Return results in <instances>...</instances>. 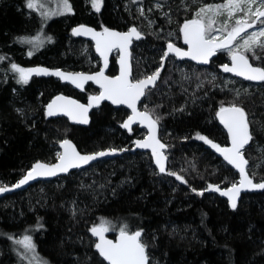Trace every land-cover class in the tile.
Here are the masks:
<instances>
[{"label":"trees","instance_id":"16d2710c","mask_svg":"<svg viewBox=\"0 0 264 264\" xmlns=\"http://www.w3.org/2000/svg\"><path fill=\"white\" fill-rule=\"evenodd\" d=\"M69 1L72 12L66 18L54 17L43 28L44 35L51 37L49 44L22 58V39L41 31V19L36 13L26 15L23 0H0L2 187L18 182L37 161L56 162L59 144L68 137L89 153L130 149L144 136L138 127L130 133L122 130L128 111L108 103L92 110L88 126L47 117L46 105L59 92L85 101L87 95L98 93L97 87L89 84L80 92L54 77L18 83L19 77L8 73L10 65L94 71L98 67L89 66L82 55L87 41L73 36L71 28L82 23L120 30L136 26L145 38L132 47L133 77H146L160 67L169 40L182 45L180 28L195 17V1L218 0H103L99 12L88 0ZM155 1L160 7L148 13L149 23L140 10ZM254 52L261 59H253L252 52L246 55L264 68V50L259 46ZM93 58L99 60L94 51ZM116 58V54L111 58L110 74L118 70ZM229 59V53L219 52L207 66L173 55L164 60L160 82L147 91L142 104L159 118V136L168 144L166 173L157 171L149 153L129 151L2 197L0 264L21 263L17 251L23 249L18 241L25 236L31 237L33 251L49 264H106L90 232L102 221L109 222L110 235L124 224L130 231L143 230L150 264H264V189L244 193L235 209L209 192V185L228 187L239 181V175L197 138L199 134L228 144L216 114L222 106H241L253 136L244 151L249 172L255 182L264 183V82L223 74L219 65ZM177 62L187 67L186 80L178 78ZM168 172L183 176L187 183Z\"/></svg>","mask_w":264,"mask_h":264},{"label":"snow or ice","instance_id":"6c2138e0","mask_svg":"<svg viewBox=\"0 0 264 264\" xmlns=\"http://www.w3.org/2000/svg\"><path fill=\"white\" fill-rule=\"evenodd\" d=\"M256 2L257 0H228L226 4L216 5L215 8H213L212 5L200 7L199 11L196 12L197 18L185 21L180 28L183 42L188 46L187 51L168 42L167 48L161 56L160 67L144 79L133 81L129 78V65L127 58L124 55H121L119 60L120 74L115 77L105 76L103 69L95 75H85L84 73L65 74L59 70L49 71L48 69L43 68L25 70L14 63L11 65V68L19 73V79L17 82L24 84L28 83V79L33 73L37 75H55L61 79L69 80L78 88H82L83 82L85 81H95L100 85L102 91L98 96L90 97L87 106L60 96L47 106V115L52 116L55 115L57 111H63L66 115L74 119L79 117L80 119L78 122L87 123V112L89 108L93 107L94 104L98 105L102 100H110L113 104L127 105V107L132 110V115L128 117L127 121H125L121 127L130 129V125L136 122L137 119H139L141 123H147L151 134L143 141H135V144L140 148H151L155 163L159 167V171L164 173L166 171L165 161L167 160V157L162 150L166 148V145L155 135V126L159 118L157 117L155 120L152 119L147 108L143 112L138 111L137 102L140 101L141 97L146 95V89H148L149 86H155V82L159 78L160 71L164 66L163 62L170 53H173L178 57H190L192 60L207 64L209 59L216 54L217 50L226 49L231 55L232 64L231 66L227 64L222 65L224 72H233L237 76H242L250 81L264 82V68L253 67L252 63L249 62V58L244 53L238 52L232 47L233 41L236 40L240 33L245 31L246 28L253 27V24H248L244 20L237 19L235 21V26L232 27L230 31H227V35L221 40L219 39L218 34L227 30V23L221 28H213V25L215 24L214 19L209 17L205 22V17L209 12L218 14L221 9H227L229 18H231L234 10L245 11L244 6H247V12H252V5ZM101 3L102 0H91L92 7L97 12L100 11ZM25 4L30 10H34L37 7L36 0H25ZM259 4L264 5V0H259ZM62 5L65 12H72L69 0H62ZM40 7H43V5H40ZM157 7H160V5H157ZM140 12L141 15L144 14L143 9H141ZM252 14L256 15L258 20L261 17H264V11H260L259 8H257ZM44 15L47 16L48 13H44ZM261 23L264 24V21H261ZM81 30L84 33H92L93 38L96 39V50L100 53L101 57L104 58L105 67L108 64V52L114 48L124 52L133 36H135L136 39L141 38V33L137 31L135 27L130 28L126 33L110 31L107 28L104 29L103 33H96L90 28L81 26L79 29H73V32L74 34L79 35L81 34ZM259 35L264 36V29L260 30ZM255 37L256 33H252L249 39L255 41ZM48 39L51 40V37ZM28 42L31 43L32 41ZM248 46L249 40H245L242 47H244L246 51H251ZM260 48L264 50V43L260 44ZM32 54L31 51L28 52L29 56ZM252 56L255 60L261 59V57L254 51L252 52ZM3 59V57H0V60ZM217 116L220 118L224 127L228 130L231 147H221L212 140L199 134H197V138L211 145L212 148L216 149V151L223 155L225 161L238 169L240 174L238 184L234 183L224 191H221L218 186H208L209 189L221 191L222 195L228 196L231 207L235 209L237 207V197L241 189L248 187L264 189V183H253V179L246 171V165H248L249 161L245 158L243 150L253 140V136L249 129V121L245 110L235 104L229 107L222 106L217 112ZM61 147L64 148V152L62 154H57L58 163L49 165L37 162L13 187L19 188L30 180L35 179L37 176H54L58 172H67L70 168H78L81 165L88 164L90 161L95 160L97 157H102L108 155L110 152L116 151V149H111L109 151H101L92 155H81L68 140H64ZM121 151H124V149ZM168 175H173L177 180L187 183L183 176L174 172H168ZM8 190V188L0 186V193ZM193 191L196 190L193 189ZM108 223L109 222L107 221H102L98 226L90 228L92 235L99 238V242L95 244V248L100 257H102L107 264H150L147 253L148 245L142 240L143 230L130 231L128 225L124 224L119 229L118 238L114 242L113 240L106 239L104 235V233L110 230L107 226ZM18 243H23L25 248L30 249L33 247L31 237L29 236H25L24 240L18 241Z\"/></svg>","mask_w":264,"mask_h":264},{"label":"water","instance_id":"95a60500","mask_svg":"<svg viewBox=\"0 0 264 264\" xmlns=\"http://www.w3.org/2000/svg\"><path fill=\"white\" fill-rule=\"evenodd\" d=\"M81 26H84V27H86V28H90V29H92V30H93L94 32H96V33H103V31H104L105 28H107V29L110 30V31H115V32H119V33H126V32L129 31L130 28L135 27V28L137 29V31H139V32L141 33V38H140V39H136L135 36H133V37L131 38V41H130V43H129L127 49H126L124 52H121L120 50L115 49V48L112 49L110 52H108V53H107L108 64H107V66L105 67V64H104V58L101 57L100 53L96 50V39L93 38L92 33H84V32L81 30V34H79V35L74 34L73 29H79ZM132 27H130V28H128V29H122V30H120V29L112 28V27L96 28V27H94V26H92V25H88V24H84V23H82V24H77V25H75V26H73V27L71 28V33H72L73 36H75V37H79V38H82V39L85 40V41H89V42H92V43H93L95 53H96V55L99 57V59L101 60V67H100L98 70L94 71V72L71 71V70H66V69H63V68L49 67V66H46V65H43V64H36V65L28 66L26 70H28V69L43 68V69H48L49 71L59 70V71L65 73V74H68V73H84L85 75H95L97 72H99V71H101V70L103 69V71H104V75H105V76H108V77H115V76H118V75L120 74V63H119V60H120L121 55H124V56H126V58H127V62H128V65H129V70H130V77H129V78H130L131 80L135 81V80L133 79V64H132V63H133V53H132V47H133V44H134L135 41L143 40V39L145 38V35H144V34H143V33H142V32H141L136 26H132ZM174 45H175L176 47H178V48H181V49L184 50V51H187V49H188V46H187L186 44H184V46H180L179 44H174ZM238 52H240V51H238ZM115 53H117L116 62H117V66H118V71H117L116 74L112 75V74H109L108 71H109V67H110V63H111V58H112V56H113ZM241 53H243V52H241ZM171 54H173V53H171ZM216 54H217V53H216ZM216 54H215L214 56H212V57L209 59V62H208L207 64L201 63V62L196 61V60H192L190 57H178V56H176L175 54H173V55H174V57H176L177 59H179V60H181V61L193 62V63H195V64H197V65L207 66V65H209L210 62L215 58ZM245 55H246V54H245ZM246 56H247V55H246ZM247 57H248V56H247ZM248 58H249V57H248ZM249 62L252 63L253 67H261V66H258V65H256V64H254L253 61H252L250 58H249ZM225 64L231 66V64H232V61H231V55H230V59H229L228 62H224V63H222V64L219 65V69H220V71H221L223 74H225V75H229V76H233V77H236V78H240V79H242L243 81H246V82H251V83H256V84L263 83V82H260V81H250V80H247V79H245V78L242 77V76H237V75H236L235 73H233V72H224V71H223V68H222V65H225ZM261 68H263V67H261ZM33 77H54V78L60 80L62 83H64V84H69V85L73 86L74 88H76V89H78V90H80V91H83V90L85 89V87H86L89 83H91V84H93L95 87H97V88L99 89V93L96 94V95H93V96H98V95L101 93V91H102V89L100 88V85L97 84L95 81H92V80H89V81H85V82H83V87H82V88H78V87L75 86V84H73V83L70 82L69 80L61 79L60 77L55 76V75H44V74H39V75H37V74L33 73V74L30 75L29 79H31V78H33ZM29 79H28V80H29ZM142 79H144V78H142ZM158 82H159V78H158L157 81L155 82V86L157 85ZM155 86H149L148 89H151V88H153V87H155ZM148 89H146V93H147ZM60 96L66 98V99H69V100H74V101H76L77 103L82 104V105H85V106H87L88 103H89V99H88L87 102H83V101H81V100H79V99H77V98H75V97H73V96L66 95V94H63V93H59V94L55 95V96H54V97L48 102V104L46 105V109H45L46 115H47V111H48L47 106H48L50 103H52L53 100H55L57 97H60ZM93 96H91V97H93ZM145 96H146V95H145ZM145 96L141 97L140 101L137 102V110L140 111V112L145 111V109H142V107H141V106H142V102H143ZM58 103H61V102H58ZM103 103H108V104H110L111 106H113V107H115V108H118V107H124L125 109L128 110L129 114H128V116L123 120V122L121 123V125H122L125 121H127L128 117H129L130 115H132V110H131L130 108H128L127 105L113 104L110 100H102V101L99 102L98 105L94 104L93 107L89 108V110H88V112H87V120H88L87 123H81V122H78L79 119H80L79 117H76V118L74 119V118H72V117L66 115L63 111H57L55 115H52V116H48V115H47V117H49V118L65 117V118H67L72 124H75V125H81V126H87V125H89V123H90V121H91V112H92V110L98 108V107H99L100 105H102ZM229 106H231V105H227V106H224V107H229ZM236 106L241 107V106H239V105H236ZM219 110H220V109H219ZM219 110H218V111H219ZM245 112H246V111H245ZM149 114H150V116H151L152 119H154V120L156 119V118H154V117L151 115L150 112H149ZM216 119H217L218 123L220 124L221 128L223 129V131L228 135V139H229V141H228V144L223 145V144H220V143H218L217 141H215V140H213V139H210V140H212L214 143L220 145L221 147H231V141H230V137H229L228 130H227V129L224 127V125L221 123L220 118L217 116V114H216ZM247 119H248V116H247ZM248 121H249V120H248ZM121 125H120V127H121ZM136 126H138V127H140L141 129L145 130V131H146V135H145L143 138L136 139L135 141H137V140L143 141V140H145V139L151 134V131H150L149 127L147 126V123H146V122H145V123H141V122L139 121V119H137L136 122H134V123H132V124L130 125V129H125V128H123V127H121V129L130 133V132H132L133 128L136 127ZM160 129H161V125H160V123L157 121V124H156V126H155V135L157 136V138H158L163 144L166 145V148L162 150V151L164 152V154L166 155V157H167V160L165 161V168H166V171L164 172V173H166V172L168 171V168H169V157H168V155H167L168 144L165 143V142L160 138V136H159ZM249 129H250V125H249ZM250 132H251V130H250ZM64 140H68V141H70L71 144L75 147L76 151H78L81 155H92V154H95V153H98V152H101V151H109V150H111V149H105V150H98V151H94V152H89V153L87 152V153H85V152H82V151L79 150V148L77 147L76 143H75L71 138L68 137V138H66V139H64ZM64 140H62L61 143L59 144V148H60V153H61V154L64 152V148L61 147V144H62V142H63ZM135 141H134V143H133V146H132L130 149L125 148V147H122V148H114V149H116L115 152H110L108 155H105V156H102V157H97L95 160L90 161L88 164L81 165V166L78 167V168H70L67 172H58V173H57L56 175H54V176H37L35 179L30 180L28 183H26V184L20 186L19 188L13 187V186H14L15 184H17L18 182L15 183L14 185L4 186V187L8 188L9 190L0 193V199H1L2 197L6 196L7 194H11V193H14V192H19V191L25 190V189H27L29 186H31V185H33V184H35V183H38V182H40V181H49V180H53V179H56V178L61 177V176L69 175L70 173H72V172H74V171H76V170H80V169L87 168V167H89V166H91V165H93V164H95V163H97V162H99V161H101V160H106V159H113V158H116V157H118V156H121V155H123V154L129 152V151H131V152L140 151V152H146V153H149V155L151 156V159H152V161H153L154 166L156 167L157 171H158L159 173H161V172L159 171V167H158L157 164L155 163V158L153 157V154H152V150H151V148H140V147H137L136 144H135ZM207 145H208V147H209L212 151H214V153H215L219 158H221V159L223 160L224 163H226L229 167L233 168V169L238 173V175H239V180H240V174H239L238 169H236L233 165H230L227 161H225L223 155H222L220 152L216 151V149L212 148L211 145H209V144H207ZM247 146H248V145H247ZM247 146H246V147H247ZM246 147H245V148H246ZM122 149H124V151H121ZM243 151H245V149H244ZM245 158H246V156H245ZM246 159H247V158H246ZM37 162L51 165V164H56V163H58V159H57V161L54 162V163H49V162H45V161H37ZM37 162H35V163L33 164V166H34ZM33 166H32V167H33ZM31 169H32V168H31ZM31 169H30V170H31ZM30 170H29V171H30ZM29 171H28V172H29ZM246 171H247L248 175L251 177L250 172H249V163H248V165H246ZM28 172H27V173H28ZM27 173H26V174H27ZM26 174H25V175H26ZM25 175H24V176H25ZM24 176H23V177H24ZM23 177H22V178H23ZM22 178H21V179H22ZM251 178H252V177H251ZM21 179H20V180H21ZM252 179H253V178H252ZM238 182H239V181H238ZM238 182H237L236 184H238ZM253 183H263V182H255V181L253 180ZM213 186H218V187L220 188L221 191L227 190L229 187H231V186H228V187H222V186H220V185H216V184L213 185ZM261 190H262V189H260V188H251V187L241 189V191L239 192V195H238V197H237V205H238V203H239V201H240V199H241V196H242L244 193H247V192H257V191H261ZM208 191H209V192H212V193H215V194L219 195V196L222 197V198H225V199L228 201L229 206L231 207L229 197H228V196H224V195H222V194H221V191H216V190H213V189H208ZM231 208H232V207H231ZM96 226H98V225H96ZM132 231H135V230H132ZM91 235H92V233H91ZM104 235H105V238H106V239L113 240V241L115 242V241L117 240V238H118L119 231L116 232L114 235H110V233H108V232L104 233ZM92 237H93V239L95 240V244H96L97 242H99V238H98V237L93 236V235H92ZM142 237H143V235H142ZM95 250L97 251L96 248H95ZM97 252H98V251H97ZM147 253H148V252H147ZM98 254H99V253H98ZM101 259H103V258L101 257ZM105 263L107 264L106 261H105Z\"/></svg>","mask_w":264,"mask_h":264},{"label":"rangeland","instance_id":"374dc122","mask_svg":"<svg viewBox=\"0 0 264 264\" xmlns=\"http://www.w3.org/2000/svg\"><path fill=\"white\" fill-rule=\"evenodd\" d=\"M23 1H24V6H25L24 10L26 12V15L30 17L31 15L36 13L39 16V18L41 19L42 29L40 32H37L32 36L24 37L22 39L23 45L25 46V50L23 52H21L22 58L31 57V56L37 54L38 51L45 48L49 44V42L51 40H48V37L44 35L43 28L46 26V24L51 19H53L54 17L66 18L67 15H69L71 13V12L69 13V12L64 11L63 5H62V0H36L37 7L34 10L28 9L26 7L25 0H23ZM88 1L91 3V0H88ZM227 2H228V0H218L217 2H215L213 4H208V3H204L202 1H195V3L197 5H196V7H194V11H193V13L195 15L194 18H197L196 12L199 11V8L202 6L212 5L213 8H215L216 5L226 4ZM69 3H70V1H69ZM102 4H103V0L101 3V7H102ZM40 5H43V7H40ZM70 5H71V3H70ZM157 5H159V4L156 1L154 2L153 5L149 4L148 8H145V9L143 8V5H142L141 9H143V12L146 13L145 15L143 14L144 17L142 19L149 21V18H148L149 14L148 13H152L153 11H155V9L157 8ZM71 7H72V5H71ZM244 7H245V11L234 10L231 18H229L227 9H221L218 14L214 13V12H209L207 14V16L205 17V22L207 21V19L209 17L214 19L215 24L213 25V28H221L225 23H227V30L223 33L218 34L219 39H221V40L224 38V36L227 35V31H230L231 28L235 26V21L237 19L244 20L248 24H253V27L246 28L245 31L241 32L240 35L236 38L235 41H233V44H232V47L234 49H236V51H241L244 54H248V52L251 53L254 50L258 49L261 43H264V36L259 35L260 30L264 29V24L261 23V21H264V17H261L258 20L256 15L252 14L256 11L257 8H259L260 11H264V5H260L256 2L255 4L252 5V12H247V6H244ZM161 8H162V6H161ZM44 13H48V15L45 16ZM61 13H63V14H61ZM149 23H151V22L149 21ZM103 28H105V27H103ZM252 33H256L255 41L249 39V37ZM245 40H249V46L248 47L251 49V51H246L245 48L242 47L244 45ZM28 41H32V42L29 43ZM169 42L175 44V42H173L172 40H169ZM29 51H31L33 53L31 56L28 55ZM93 51L95 52L92 42L89 43L87 41L86 44H83L82 55L85 58V63H87L89 66L99 68L101 66V61H100V59L95 60L93 58ZM219 52L229 53L226 49L225 50H217L216 53H219ZM95 55H96V53H95ZM174 58L176 59V57H174ZM15 64L18 65L20 68H23L25 70L28 67V66H23V65L18 64V63H15ZM30 66H32V65H30ZM156 69L152 70L150 73H147L145 76L151 75L152 73H154L156 71ZM175 69H176L177 76L179 79L186 80L188 78V72H187L188 70L184 64L177 62L175 64ZM8 73L12 76L19 77V73L12 70L11 65L9 66ZM133 78H134V80H138V79L143 78V77L134 76ZM231 83H232V85H234L235 82H231ZM142 107L145 108L144 105ZM144 134H145V132H144ZM23 240H24V238H22V241ZM31 243H32V240H31ZM19 245L23 249V251H17V253L21 259L20 264H49L46 260L41 258L37 253H35L33 251V249H32L33 247L29 249V248H25L23 243H19Z\"/></svg>","mask_w":264,"mask_h":264},{"label":"flooded vegetation","instance_id":"af4514ba","mask_svg":"<svg viewBox=\"0 0 264 264\" xmlns=\"http://www.w3.org/2000/svg\"><path fill=\"white\" fill-rule=\"evenodd\" d=\"M182 46H184V42L182 43ZM115 54H116V57H117V53H115ZM115 54H114V55H115ZM169 55H173V54L170 53ZM173 56H174V55H173ZM100 67H101V66H100ZM100 67H99V68H100ZM99 68H98V69H99ZM98 69H96V70H98ZM96 70H94V71H96ZM94 71H85V72H94ZM117 71H118V70H117ZM108 73H109V71H108ZM116 73H117V72H116ZM116 73H115V74H116ZM109 74H110V73H109ZM112 75H114V74H112ZM143 78H144V77H143ZM140 79H141V78H140ZM159 82H160V79H159ZM159 82H158V84H159ZM63 84H64V83H63ZM89 84H91V83H89ZM89 84H88V85H89ZM158 84H157V85H158ZM68 85H69V84H68ZM88 85L85 87V89H84L83 91H80V90H78V89H77V90L80 91V92H85L86 89H87V87H88ZM91 85H93V84H91ZM157 85H156V86H157ZM70 86H71V85H70ZM93 86H94V85H93ZM156 86H155V87H156ZM71 87H73V86H71ZM73 88H74V87H73ZM75 89H76V88H75ZM97 89H98V88H97ZM151 89H152V88H151ZM59 93H63V92H59ZM59 93H58V94H59ZM98 93H99V89H98ZM98 93H97V94H98ZM63 94H65V93H63ZM56 95H57V94H56ZM66 95H67V94H66ZM93 95H96V94H92V95L90 94V95H87V99H86L85 101H83V100H81V101H83V102H87L88 99H89L91 96H93ZM70 96H71V95H70ZM73 97H74V96H73ZM75 98H76V97H75ZM77 99H78V98H77ZM79 100H80V99H79ZM100 106H101V105H100ZM100 106H99V107H100ZM142 106H143V104H142ZM142 106H141V107H142ZM123 108H124V107H123ZM142 109H145V108L142 107ZM126 110H127V109H126ZM127 111H128V110H127ZM128 114H129V112H128ZM69 122H70V121H69ZM136 127H138V126H136ZM134 128H135V127H134ZM134 128H133V129H134ZM138 128H140V127H138ZM140 129H141V128H140ZM142 130H143V129H142ZM132 131H133V130H132ZM143 131L145 132V134H144V136H145V135H146V131H145V130H143ZM144 136H143V137H144ZM143 137H142V138H143ZM133 143H134V142H133Z\"/></svg>","mask_w":264,"mask_h":264},{"label":"bare ground","instance_id":"6f19581e","mask_svg":"<svg viewBox=\"0 0 264 264\" xmlns=\"http://www.w3.org/2000/svg\"><path fill=\"white\" fill-rule=\"evenodd\" d=\"M180 46H182V45H180ZM240 52H241V51H240ZM100 61H101V60H100ZM192 63H193V62H192ZM194 64H195V63H194ZM196 65H197V64H196ZM200 66H201V65H200ZM144 78H145V77H144ZM133 79H134V78H133ZM141 79H142V78H141ZM159 79H160V76H159ZM157 84H158V83H157ZM153 88H154V87H153ZM148 90H149V89H148ZM87 126H88V125H87ZM108 149H114V148H108ZM128 149H129V148H128ZM40 161H42V160H40ZM49 163H54V162H49ZM84 169H85V168H84ZM29 170H30V169H29ZM29 170H28V171H29ZM80 170H81V169H80ZM28 171H27V172H28ZM27 172H26V173H27ZM66 176H67V175H66ZM61 177H63V176H61ZM58 178H60V177H58ZM56 179H57V178H56ZM53 180H55V179H53ZM19 181H20V180H19ZM19 181H18V182H19ZM49 181H51V180H49ZM40 182H42V181H40ZM16 183H17V182H16ZM38 183H39V182H38ZM13 185H14V184H13ZM33 185H34V184H33ZM9 186H10V185H9ZM31 186H32V185H31ZM29 187H30V186H29ZM29 187H28V188H29Z\"/></svg>","mask_w":264,"mask_h":264},{"label":"built area","instance_id":"2783aa9c","mask_svg":"<svg viewBox=\"0 0 264 264\" xmlns=\"http://www.w3.org/2000/svg\"><path fill=\"white\" fill-rule=\"evenodd\" d=\"M257 3L259 4V1L257 0Z\"/></svg>","mask_w":264,"mask_h":264}]
</instances>
